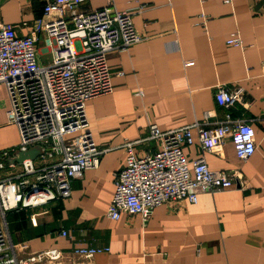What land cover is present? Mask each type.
I'll list each match as a JSON object with an SVG mask.
<instances>
[{
    "label": "crops",
    "instance_id": "0c3cea01",
    "mask_svg": "<svg viewBox=\"0 0 264 264\" xmlns=\"http://www.w3.org/2000/svg\"><path fill=\"white\" fill-rule=\"evenodd\" d=\"M44 1L0 0V23L25 36L42 18ZM224 1L83 0L81 12L108 6L130 15L141 40L108 54L113 89L85 105L93 143L105 151L98 168L73 179L67 199L6 215L12 243L28 245L18 256L99 247L109 251L95 255L94 264H264V0ZM235 33L241 47L226 44ZM38 53L42 62L41 42ZM218 87L243 89L242 105L231 112L251 122L254 153L237 158L227 138L218 153L202 154L193 145L183 154L188 163L203 156L210 170L234 174V186L201 194L196 204L159 206L145 222L106 218L113 175L125 166L122 145L138 143L133 152L143 156L159 149L156 141H142L150 125L164 133L193 122L213 127L224 114L214 99ZM81 262L75 257L66 264Z\"/></svg>",
    "mask_w": 264,
    "mask_h": 264
},
{
    "label": "built area",
    "instance_id": "2783aa9c",
    "mask_svg": "<svg viewBox=\"0 0 264 264\" xmlns=\"http://www.w3.org/2000/svg\"><path fill=\"white\" fill-rule=\"evenodd\" d=\"M260 1V0H256ZM233 0H225L231 5ZM83 0H45L42 18L18 36L8 24L0 23V85L9 101L8 123L18 132L17 146L0 151V264H66L75 257L81 264H94L93 258L109 248H75L69 255L56 248L22 258L12 243L6 215L10 211L38 208L67 199L70 182L85 171L97 169L100 151L88 131L86 103L110 94L112 76L107 56L118 49L135 46L141 37L124 12L110 7L79 11ZM205 26L207 18L201 15ZM23 25H26L25 23ZM41 35L44 36L41 41ZM47 55L39 61L38 44ZM226 44L241 47L237 33ZM216 105L224 114L214 126L193 122L170 132L150 125L142 141L157 142L153 154L137 156L125 142V166L113 176V196L106 218L118 221L126 215L141 216L145 222L162 205L176 202L196 204L198 196L223 192L234 186L233 176L209 169L203 156L187 162L183 149L197 145L201 153H218L230 139L237 158L245 160L255 151L251 122L234 117L232 109L243 103V89L218 87ZM143 92L137 91L136 96ZM207 112L204 119L209 118ZM40 149L34 160L11 164L17 153ZM66 237L67 233L61 231Z\"/></svg>",
    "mask_w": 264,
    "mask_h": 264
},
{
    "label": "rangeland",
    "instance_id": "374dc122",
    "mask_svg": "<svg viewBox=\"0 0 264 264\" xmlns=\"http://www.w3.org/2000/svg\"><path fill=\"white\" fill-rule=\"evenodd\" d=\"M48 57H43L42 62L46 64ZM45 61V62H44ZM7 104V106H6ZM8 101L6 100V96L3 95V92L0 90V118H1V125H0V151L2 149H6V147H12L11 145H16L19 142V136L17 129L8 123L7 118V110H8Z\"/></svg>",
    "mask_w": 264,
    "mask_h": 264
},
{
    "label": "water",
    "instance_id": "95a60500",
    "mask_svg": "<svg viewBox=\"0 0 264 264\" xmlns=\"http://www.w3.org/2000/svg\"><path fill=\"white\" fill-rule=\"evenodd\" d=\"M39 152H40V149L33 148L23 153H17L16 158L11 159L9 162L11 164L21 165L23 163V160H26V159L34 160L35 157L39 155Z\"/></svg>",
    "mask_w": 264,
    "mask_h": 264
},
{
    "label": "trees",
    "instance_id": "16d2710c",
    "mask_svg": "<svg viewBox=\"0 0 264 264\" xmlns=\"http://www.w3.org/2000/svg\"><path fill=\"white\" fill-rule=\"evenodd\" d=\"M8 224V223H7Z\"/></svg>",
    "mask_w": 264,
    "mask_h": 264
}]
</instances>
